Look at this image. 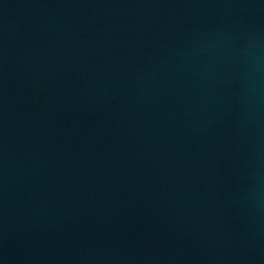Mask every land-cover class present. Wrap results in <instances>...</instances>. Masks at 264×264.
Masks as SVG:
<instances>
[{
    "label": "water",
    "instance_id": "obj_1",
    "mask_svg": "<svg viewBox=\"0 0 264 264\" xmlns=\"http://www.w3.org/2000/svg\"><path fill=\"white\" fill-rule=\"evenodd\" d=\"M0 264H264V0H0Z\"/></svg>",
    "mask_w": 264,
    "mask_h": 264
}]
</instances>
